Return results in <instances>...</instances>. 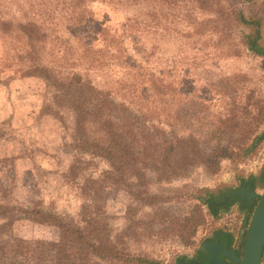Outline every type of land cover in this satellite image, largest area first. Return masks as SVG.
<instances>
[{
	"label": "rangeland",
	"instance_id": "1",
	"mask_svg": "<svg viewBox=\"0 0 264 264\" xmlns=\"http://www.w3.org/2000/svg\"><path fill=\"white\" fill-rule=\"evenodd\" d=\"M255 2L242 8L260 12V54L243 38L237 0H0V205L10 209L0 239L22 241L49 264L34 246L61 240L53 217L163 264L194 257L216 231L242 250L253 206L240 211L234 201L214 215L198 198L251 174L263 178L253 192L264 190V0ZM29 23L37 35L23 30ZM80 96L92 113L109 104L138 134L163 131L202 154L227 153L178 177L146 169L109 178L91 146L105 132L96 122L75 127ZM253 140L244 159L240 147Z\"/></svg>",
	"mask_w": 264,
	"mask_h": 264
},
{
	"label": "trees",
	"instance_id": "2",
	"mask_svg": "<svg viewBox=\"0 0 264 264\" xmlns=\"http://www.w3.org/2000/svg\"><path fill=\"white\" fill-rule=\"evenodd\" d=\"M255 1L257 0H237L240 6L233 14L241 25L249 28L250 32L243 35V38L247 42L245 43L255 53L260 54L262 52L257 47L262 23L260 12L253 9L250 12H246L242 8L245 5H253ZM230 14L231 12L225 10L221 12V15L226 17H229ZM23 30L27 31L28 37L37 35V28L31 23L27 24ZM39 69L44 71L43 67ZM74 100L75 102H72V107L75 113L76 129L85 128L86 126L90 129L91 125L95 128L96 122L97 128L105 132L98 139H94V145H91L89 142L87 143L93 147V153L102 156L110 165L109 178H142L146 174V169L157 174L159 178L178 177L187 173L190 168L199 163L210 168L212 165L217 164L219 159L227 153L226 150H221L206 155L202 154L196 149L194 143L190 147L187 139L181 137L172 140L163 131L152 134L140 131V134H138L137 131L132 130L125 124L126 120L124 116H110L109 104L99 106L96 112L92 113L95 108L85 106L87 101L84 102L81 96L75 97ZM103 112L106 114L105 119L102 116ZM113 120H116L114 121L115 123ZM155 136L159 138V141L154 139ZM86 137L89 136L86 135ZM125 137H128V141L124 139ZM261 137H264V134ZM261 137H258V139ZM255 147L256 143L254 140L247 148L240 147L243 151L241 152L243 158L246 159L245 157L249 156L255 150ZM230 153L227 155H230ZM255 182L259 183L258 186L261 187L263 178L260 175L251 174L246 177V180H241V183L250 187L251 191L256 187ZM199 193H202V197H199L198 200L202 205L207 207L210 214L215 215L219 208L226 210L234 202L226 203L228 199L227 197L223 198L225 195L223 187L215 190L205 188L199 190ZM235 201L240 211H247L249 209L247 201L241 202L239 199ZM9 210L8 207L0 205V219H4L3 217L8 215ZM44 217L46 215H43ZM48 219H52L59 229H61V240L57 243L38 242L34 248L39 249L37 251L39 258L46 260L49 264H132L133 262H137L138 264H163L153 259L129 255L114 243L100 240L102 239L100 237L102 236L101 234H99L100 236H95L96 240L92 236L94 230L85 231L71 223L63 224V220L53 217H48ZM88 224L90 227V222ZM2 226L1 224L0 228ZM94 229L97 230V227H94ZM221 232L225 240L231 243L233 236L228 232ZM22 244V241L15 239L10 241L0 239V264H38L36 263L38 262L35 256L36 252H32L34 249L28 245L20 248ZM76 246L80 248L79 252L74 251ZM174 264L192 263L189 258L177 255Z\"/></svg>",
	"mask_w": 264,
	"mask_h": 264
},
{
	"label": "water",
	"instance_id": "3",
	"mask_svg": "<svg viewBox=\"0 0 264 264\" xmlns=\"http://www.w3.org/2000/svg\"><path fill=\"white\" fill-rule=\"evenodd\" d=\"M227 199L246 198L248 206H253L248 227L245 231L241 255L221 246L218 242L202 247L207 262L201 264H261L264 250V190L257 194L251 189L241 188L226 195ZM220 254V256L218 255Z\"/></svg>",
	"mask_w": 264,
	"mask_h": 264
},
{
	"label": "flooded vegetation",
	"instance_id": "4",
	"mask_svg": "<svg viewBox=\"0 0 264 264\" xmlns=\"http://www.w3.org/2000/svg\"><path fill=\"white\" fill-rule=\"evenodd\" d=\"M241 188H245V189H250V187L246 186L245 184H240L237 188H233L232 190L228 191L225 193V195L223 196V198L226 197L227 194L236 191V190H240ZM240 200L241 202H243L244 200L246 201V198L244 197L243 199L240 198H233V199H228L226 201V203L235 201V200ZM241 234L244 235L245 234V229L242 228L241 229ZM215 242H218L221 246L223 247H227V249L234 251L236 256H240L241 255V250L240 249H236L233 246V243H229L228 241L225 240L224 235H222L221 231H216L213 232L212 235L206 239H204L202 241V244L200 245V247L197 249V251L194 254V257L189 258V260L191 261L192 264H201L202 262H207V255L204 254V252L202 251V247L204 246H210L212 244H214ZM240 245L242 246L243 244V240L239 241ZM264 251V250H263ZM220 256V254H218ZM226 264H229V262L226 260Z\"/></svg>",
	"mask_w": 264,
	"mask_h": 264
}]
</instances>
